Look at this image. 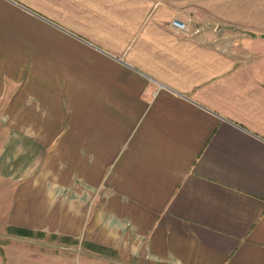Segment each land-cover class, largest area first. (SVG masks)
<instances>
[{"label": "crops", "instance_id": "1", "mask_svg": "<svg viewBox=\"0 0 264 264\" xmlns=\"http://www.w3.org/2000/svg\"><path fill=\"white\" fill-rule=\"evenodd\" d=\"M50 1L0 0V264H264V17Z\"/></svg>", "mask_w": 264, "mask_h": 264}, {"label": "rangeland", "instance_id": "2", "mask_svg": "<svg viewBox=\"0 0 264 264\" xmlns=\"http://www.w3.org/2000/svg\"><path fill=\"white\" fill-rule=\"evenodd\" d=\"M190 2H200L203 5H210L213 4L212 10L217 12V14L229 17V18H246L250 22L254 23L256 22V19L258 16L264 17V7L260 6L261 4H264V0H188ZM26 3L34 6L35 9L39 10L44 14V16L48 18H54L60 21L62 24H67L71 26L72 24H79V23H74L72 18H69L66 16V8H58V7H51L50 0H25ZM58 3L65 4L66 1L64 0H56ZM25 30L26 31H39L41 32V35H46L49 32L57 31L58 29L52 27L49 25L47 22L40 20V25L37 26L36 28V20H32L30 18H27L25 20ZM81 25V24H80ZM82 26V25H81ZM233 26V32H247L246 30H241L236 27V25ZM36 29H34V28ZM43 37V36H42ZM28 35L26 34L25 38V47L28 48L29 40L27 39ZM229 41H223V43L227 44ZM225 44V45H226Z\"/></svg>", "mask_w": 264, "mask_h": 264}, {"label": "built area", "instance_id": "3", "mask_svg": "<svg viewBox=\"0 0 264 264\" xmlns=\"http://www.w3.org/2000/svg\"><path fill=\"white\" fill-rule=\"evenodd\" d=\"M169 28L176 32V33H181V34H186L187 33V26L186 23L176 19L172 18L169 23H168Z\"/></svg>", "mask_w": 264, "mask_h": 264}]
</instances>
